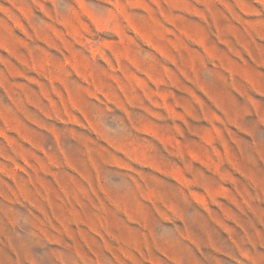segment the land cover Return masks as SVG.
<instances>
[{"label": "rangeland", "instance_id": "rangeland-1", "mask_svg": "<svg viewBox=\"0 0 264 264\" xmlns=\"http://www.w3.org/2000/svg\"><path fill=\"white\" fill-rule=\"evenodd\" d=\"M0 264H264V0H0Z\"/></svg>", "mask_w": 264, "mask_h": 264}]
</instances>
